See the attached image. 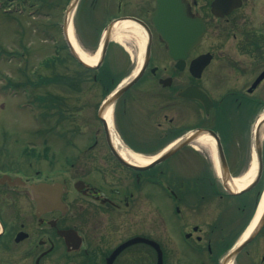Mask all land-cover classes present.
I'll list each match as a JSON object with an SVG mask.
<instances>
[{
  "label": "flooded vegetation",
  "instance_id": "1",
  "mask_svg": "<svg viewBox=\"0 0 264 264\" xmlns=\"http://www.w3.org/2000/svg\"><path fill=\"white\" fill-rule=\"evenodd\" d=\"M79 10L86 39L107 40L97 73L121 77L112 90L141 75L110 130L96 112L62 161L51 146L0 147V264H264L261 181L232 188L227 159L252 154L264 121V0H78ZM181 141L145 169L118 157Z\"/></svg>",
  "mask_w": 264,
  "mask_h": 264
},
{
  "label": "rangeland",
  "instance_id": "2",
  "mask_svg": "<svg viewBox=\"0 0 264 264\" xmlns=\"http://www.w3.org/2000/svg\"><path fill=\"white\" fill-rule=\"evenodd\" d=\"M67 1L0 0V147L14 150L26 146L39 149L51 146L55 158L62 161L66 154L72 153V143L78 145V141H82L80 135L69 130L78 133L86 131L87 123L96 124V112L103 99L101 85L93 81L97 72H86L68 55L61 27ZM82 16L80 10L78 13L73 11V37L81 51L93 55L98 44L86 39L90 30L89 25L88 31L84 29L86 24ZM57 56L61 62H58ZM56 74L71 78L72 82L38 83L40 79ZM10 83L20 85L13 87ZM72 90L77 92L73 93ZM50 95L64 99L68 104L63 110V118H57L54 110H45L41 103L35 102L39 97ZM38 105L48 115L51 113L50 117L43 119ZM45 142L50 145H44ZM247 148L250 149V141ZM252 154L227 155L234 178L241 177L249 170L254 158ZM207 157L214 163L212 156L208 154ZM175 163L176 156L166 164ZM259 189L260 200L264 181Z\"/></svg>",
  "mask_w": 264,
  "mask_h": 264
},
{
  "label": "water",
  "instance_id": "3",
  "mask_svg": "<svg viewBox=\"0 0 264 264\" xmlns=\"http://www.w3.org/2000/svg\"><path fill=\"white\" fill-rule=\"evenodd\" d=\"M77 0H71V3L69 4L67 10H66V17H65V23H64V34H65V37H66V42L68 44V47H69V50H70V53L73 55V57L81 64L83 65L84 67H88V68H97L102 60H103V57L105 55V49H106V45H107V40L104 39L103 43H102V46H101V53H100V58H99V61L96 63L95 66H89L87 64H85L80 58L79 56L77 55L76 51L74 50L73 46L69 43L68 39H67V32H66V25H67V17H68V14H70L74 7H75V4H76ZM172 54V53H171ZM141 73H138V74H135L133 76H131L130 78H128L126 81H124L120 87L118 89H116L114 92H112L105 100L104 102L102 103L100 109H99V112H98V115H99V118H101V120L104 122L103 120V117H102V113L103 111L111 106L115 101L116 99L128 88L130 87L132 84H134L138 78L140 77ZM201 98V97H200ZM202 99V98H201ZM262 124H264V121H262L261 123H259L257 125V129H256V133H255V146H254V156H255V161H256V173H255V176H254V179L251 181V183L243 190L241 191H245V190H248L250 188H252L260 179L261 177V174H262V154H261V146H260V141H259V132L261 130V126ZM105 125V123H104ZM197 133L199 134H206V135H210V136H214V134L212 132H209V131H203V130H198ZM185 141L182 143L179 142L175 145H173L172 147H169L168 149H166L163 153L159 154L158 156H156L154 159H152L151 163H149L148 165L146 166H143L141 167L142 169H145L149 166H152V165H155L157 163H160L162 162L163 160H165L166 158H168L179 146H181L182 144H184ZM215 144H216V150H217V160L219 162V165L221 166V173L223 174V177H227L229 178V173H228V170H227V167H226V162H225V159H224V156L222 154V151H221V147H220V144H219V141L216 139L215 140ZM119 159V158H118ZM120 161L122 163H124L125 165L127 166H133L131 163H128L127 161L123 160L122 158H120ZM239 191V192H241Z\"/></svg>",
  "mask_w": 264,
  "mask_h": 264
},
{
  "label": "bare ground",
  "instance_id": "4",
  "mask_svg": "<svg viewBox=\"0 0 264 264\" xmlns=\"http://www.w3.org/2000/svg\"><path fill=\"white\" fill-rule=\"evenodd\" d=\"M70 19H71V13L68 14V17H67V25H68V27H67V36L68 37L67 38H68L69 43L73 46V48L76 51L77 55L79 56V58L85 64H87L89 66H95L96 63L99 60L100 51L95 52L93 55H88V54L84 53L83 51H81L79 49V47H78V45L76 43V40L73 37L72 26H71ZM103 117L105 118L106 122L110 124V120H111V108L110 107H107L104 110ZM262 137H263V140H264V129H263V132H262ZM199 143L200 144H204L209 149H212L211 150L212 156L215 159V155L213 153V144H212L211 140L208 137L203 136V137L200 138ZM119 153L124 159H126L127 161H130L132 163L146 164V163H149V161H150V159H144V158L139 157V156H134V155H131V154L127 153V152L120 151ZM255 172H256V162L253 159L249 170L246 171V173L243 174L241 177L234 178L231 181L232 188L239 190V189H242V188L246 187L253 180V178L255 176ZM263 208H264V192H263L262 197L260 199V203H259V206H258V209H257L256 217L261 213Z\"/></svg>",
  "mask_w": 264,
  "mask_h": 264
},
{
  "label": "trees",
  "instance_id": "5",
  "mask_svg": "<svg viewBox=\"0 0 264 264\" xmlns=\"http://www.w3.org/2000/svg\"><path fill=\"white\" fill-rule=\"evenodd\" d=\"M58 62H61L60 58H57ZM49 64H47L48 66ZM53 68V66H52ZM86 72H92L89 69H84ZM101 78V82L104 83L105 85H109L110 87L108 88V90H110L118 81V78L112 77L110 74L108 73H103L102 75H97L96 78ZM66 81H64V79ZM72 82L71 78L68 77H62L60 74H56L52 77H47V78H43L40 79V81H38V83L41 84H69ZM31 84V83H30ZM107 91H105L103 94H106ZM64 99H60L59 97L56 96H49V97H39L38 101L39 103H41L43 106V108L45 110H54L56 112V114L60 115V113L62 114L63 109L66 107L64 101ZM47 102V104H46ZM262 183L264 181V157H263V174L260 180Z\"/></svg>",
  "mask_w": 264,
  "mask_h": 264
}]
</instances>
